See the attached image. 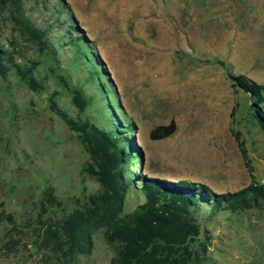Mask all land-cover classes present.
<instances>
[{"label": "rangeland", "instance_id": "1", "mask_svg": "<svg viewBox=\"0 0 264 264\" xmlns=\"http://www.w3.org/2000/svg\"><path fill=\"white\" fill-rule=\"evenodd\" d=\"M23 9L55 55L39 52L0 13V46L20 50L16 63L36 62L34 76L44 85L32 92L13 70L0 75V211L13 214L22 232L7 254L1 246L10 226L0 224V264H56L30 246L44 194L53 190L60 205L48 206L47 215L59 217L100 190L84 171L89 157L77 135L49 109L52 98L79 114L73 88L91 99L82 117L103 127V113L114 109L133 124L142 154L132 168L137 176L202 183L216 193L237 191L251 177L264 184V132L250 116L249 96L225 70L264 85V0H24ZM81 34L90 44L78 49L70 38ZM100 69L105 93L87 81ZM142 202L139 190L128 192L123 212ZM203 229L207 250L198 264H264V202L206 218ZM114 254L98 229L76 264H109Z\"/></svg>", "mask_w": 264, "mask_h": 264}, {"label": "trees", "instance_id": "2", "mask_svg": "<svg viewBox=\"0 0 264 264\" xmlns=\"http://www.w3.org/2000/svg\"><path fill=\"white\" fill-rule=\"evenodd\" d=\"M23 1L0 0V13H8L20 35L39 52L55 55L44 39L45 33L24 17ZM70 42L78 49L81 44H90L82 34L70 38ZM14 54H19L20 58L22 56L20 50L12 53L0 46V75L5 76L7 71L13 70L32 92L43 91V83L34 76L37 63L21 65L15 62ZM213 63L225 69L223 62ZM225 70L232 87L249 96L250 116L264 132V85L246 75H235L228 68ZM61 80L65 83V80ZM87 81L97 83L100 93L106 92L102 69L93 70ZM90 101L81 88H73L72 103L79 114L71 116L52 98L49 99V109L68 130L77 135L88 154L89 161L84 171L94 178L100 190L89 196L84 208L59 217L47 215L48 206L60 205L53 190L44 194L30 246L37 252H43L47 259L56 264H76L79 255L90 251L92 234L104 229L105 241L115 248L109 264H198L207 250L201 238L206 218L224 212L234 214L257 209L264 202V184L253 177L250 184L237 191L216 193L202 183L137 176L132 168L141 165L142 154L132 136L133 124L125 123L113 109L106 110L109 111L107 114L103 113L105 124L100 127L80 115ZM232 135L245 167L251 172L240 133L232 131ZM136 189L143 196V202L124 213L126 196ZM2 223L10 226V229L5 234L6 240L1 249L7 254L14 253L20 242L15 237L22 235V232L13 214L3 210L0 211Z\"/></svg>", "mask_w": 264, "mask_h": 264}]
</instances>
